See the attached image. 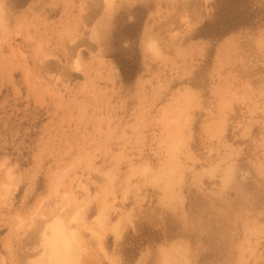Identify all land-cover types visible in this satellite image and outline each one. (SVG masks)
<instances>
[{"label":"rangeland","instance_id":"374dc122","mask_svg":"<svg viewBox=\"0 0 264 264\" xmlns=\"http://www.w3.org/2000/svg\"><path fill=\"white\" fill-rule=\"evenodd\" d=\"M2 1L0 264L77 209L78 264H264V0Z\"/></svg>","mask_w":264,"mask_h":264},{"label":"bare ground","instance_id":"6f19581e","mask_svg":"<svg viewBox=\"0 0 264 264\" xmlns=\"http://www.w3.org/2000/svg\"><path fill=\"white\" fill-rule=\"evenodd\" d=\"M114 0H105V3L107 5H111L113 3ZM180 1V0H179ZM178 1V2H179ZM175 3V2H174ZM180 4V3H179ZM5 12V8H4V3L2 0H0V27L3 26V20H4V13ZM204 12V11H203ZM200 14V12H199ZM202 14V13H201ZM203 15V14H202ZM197 17V16H196ZM6 18V17H5ZM194 18H192L193 20ZM196 19V18H195ZM7 28V27H6ZM152 28V27H151ZM4 29V28H3ZM2 29V30H3ZM6 30V29H5ZM152 31V30H151ZM156 31V29H155ZM157 32V31H156ZM90 33V31H89ZM91 34V33H90ZM97 34V33H96ZM98 36V35H97ZM93 43V42H92ZM150 45V48L154 51L155 54L157 55H162V51L159 47V45L157 44L156 41L152 40L151 42L148 43ZM91 47V45H90ZM92 49V48H91ZM96 49V48H95ZM95 55V54H94ZM100 56V55H99ZM49 57V56H48ZM42 58H46V55ZM46 60H48V58H46ZM73 65H74V69L77 70V71H81L82 69V66H81V63L78 59H74L73 60ZM28 71V70H27ZM190 92V91H189ZM192 95V94H191ZM189 94V96H191ZM193 98V95L191 96ZM188 97H186V101L189 99H187ZM182 110V109H181ZM178 112V111H177ZM170 114V113H169ZM172 115V114H171ZM176 115V114H175ZM168 116V115H167ZM166 116V117H167ZM168 118V117H167ZM172 118V116H171ZM175 118V117H174ZM174 118L172 120V123L174 121ZM165 121H169V124L168 122L167 125H171L169 118L166 119ZM176 121V120H175ZM174 121V123H175ZM165 125V124H164ZM221 133H223L221 131ZM179 142V141H178ZM179 144V143H178ZM176 147V144L174 145ZM178 147V146H177ZM177 151V150H176ZM176 153V152H175ZM173 154V153H172ZM169 155H171L169 153ZM176 156V154L174 155ZM173 156V157H174ZM172 157V156H171ZM2 166V164L0 165ZM230 167V166H229ZM145 170L149 169L148 167H144ZM143 168V169H144ZM232 168V167H231ZM146 170V171H147ZM230 172L229 174L231 175V169H229ZM163 171V170H162ZM167 171V170H166ZM247 171V170H246ZM148 172V171H147ZM245 172V171H244ZM11 170L8 169L7 171V177H6V181H4L1 186H0V192L2 191L1 195H0V198H7L10 194H14V192H16L18 189H19V183L18 181L15 180L16 176H13L11 174ZM164 173V172H163ZM146 174V173H145ZM157 174V173H156ZM163 175V174H162ZM108 177V175H106ZM157 176V175H156ZM156 176H153L156 180ZM161 175H159V177L157 178H160ZM167 176V175H166ZM232 176V175H231ZM245 176V175H244ZM15 177V178H14ZM80 178V177H79ZM78 178V179H79ZM109 178V177H108ZM169 179V178H168ZM167 179V180H168ZM160 180V179H158ZM228 180V179H227ZM80 181V179H79ZM178 181V180H177ZM81 182V181H80ZM156 182V181H155ZM226 182H230V181H226ZM78 181H76V186L79 185L77 184ZM170 184V182H167ZM82 187H86L84 186L83 184H81ZM227 185V184H226ZM56 188L58 187L57 184H55ZM166 187L169 185H165ZM165 187V188H166ZM164 188V189H165ZM170 188V187H169ZM82 189H85V188H82ZM168 190V189H165V191ZM56 191V190H55ZM89 191V190H88ZM171 191V189H170ZM167 192V191H166ZM165 192V193H166ZM57 193V191L55 192ZM73 194V193H72ZM170 195L172 193H169ZM66 195V194H65ZM65 195H63L62 199L59 198V202H61V205H60V208H64L65 203H62L64 198H65ZM74 199L76 200L77 202V199H76V196L73 195ZM68 198H69V195H68ZM167 198V197H166ZM61 199V201H60ZM57 199H55L56 201ZM72 200V199H71ZM58 201L54 202L53 204H56ZM73 202V201H72ZM47 203V202H46ZM74 203V202H73ZM83 203V201H82ZM81 203V204H82ZM43 204V203H41ZM67 204V202H66ZM86 204V203H85ZM47 205V204H46ZM57 205V204H56ZM40 206V205H39ZM43 206V205H42ZM86 206V205H85ZM84 207V206H83ZM53 208V207H52ZM51 208V209H52ZM45 209V208H44ZM50 209V210H51ZM74 209V208H73ZM76 209V208H75ZM61 210V209H59ZM83 210V209H82ZM82 210L80 209H77L75 210V213L72 214V215H69V219L70 220H66L60 213H53V215L51 214V217L47 218L44 214H42V216H40L41 218V221L40 222H43V229H42V251L40 253V255L35 258L31 264H78L79 263V260H80V257L82 256L83 252L85 251L86 247L83 245V234L81 232V230L79 229V227H73L71 225V223H77V224H80L81 221H82V216H81V212ZM54 211V210H53ZM36 215V214H35ZM32 217V216H31ZM34 218V217H33ZM19 220V219H18ZM99 220L102 222L104 220V216L101 214L99 216ZM20 221V220H19ZM25 223V222H24ZM33 224V223H32ZM23 226V222H19L18 225H17V229H22L21 227ZM82 226V225H81ZM80 226V227H81ZM114 227V226H113ZM85 229V226L83 227ZM82 229V228H81ZM113 229V228H112ZM85 231V230H83ZM87 231V230H86ZM120 229L119 227L115 225L114 227V232H116V234L118 235L120 233ZM91 232L93 233V231L91 230ZM90 232V233H91ZM89 233V231H88ZM94 234V233H93ZM85 238V237H84ZM85 243V242H84ZM98 243V242H97ZM9 244V243H8ZM10 247V246H8ZM184 253V251H183ZM181 255V254H180ZM167 256V258H166ZM5 257V256H4ZM169 258V255H165V259H168ZM173 259V258H172ZM169 261V260H168ZM168 261L165 260L163 261L164 263L167 262L166 264H168ZM5 263V262H3ZM170 263V262H169ZM6 264V263H5ZM163 264V263H162Z\"/></svg>","mask_w":264,"mask_h":264},{"label":"trees","instance_id":"16d2710c","mask_svg":"<svg viewBox=\"0 0 264 264\" xmlns=\"http://www.w3.org/2000/svg\"><path fill=\"white\" fill-rule=\"evenodd\" d=\"M221 1V0H220ZM220 1L218 2V8L216 15L218 17H221L223 13H230L226 6H224L225 3H228L230 1H237V0H223L222 5L220 4ZM228 18V17H227ZM243 17H229L226 21L223 19L222 22L217 21L216 23H210L206 22L204 26L202 27V31L207 32L209 34H213L215 36H225L229 34L232 30L240 27L244 23L242 22Z\"/></svg>","mask_w":264,"mask_h":264}]
</instances>
